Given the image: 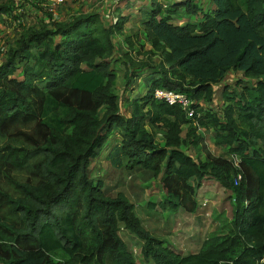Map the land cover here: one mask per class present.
I'll return each mask as SVG.
<instances>
[{"label": "trees", "instance_id": "obj_1", "mask_svg": "<svg viewBox=\"0 0 264 264\" xmlns=\"http://www.w3.org/2000/svg\"><path fill=\"white\" fill-rule=\"evenodd\" d=\"M140 1L147 2L141 30L130 36L126 18L106 23L89 12L55 22L37 6L47 23L23 31L3 53L0 264H137L120 225L142 242L146 263L264 264V0H210L205 11L195 0ZM14 8L0 0V14ZM116 37L129 50L121 56L124 90L135 81L144 86L124 102L112 69ZM232 73L248 81L225 87L221 106L207 108ZM156 89L186 95L194 115L155 99ZM114 130L120 141L108 158L159 179L161 211L194 214L204 178L229 192L230 221L219 222L198 252L175 251L144 227L122 193L109 197L90 178V163ZM200 131L212 132L239 170L215 156Z\"/></svg>", "mask_w": 264, "mask_h": 264}, {"label": "rangeland", "instance_id": "obj_2", "mask_svg": "<svg viewBox=\"0 0 264 264\" xmlns=\"http://www.w3.org/2000/svg\"><path fill=\"white\" fill-rule=\"evenodd\" d=\"M172 1L174 0H162V3L169 4ZM30 2L31 0L27 4L20 2L16 4L10 13L0 14V63L7 47L23 31L28 28L38 30L42 24L47 23L46 20L43 21V15L40 12L43 10L40 7L38 8L40 11L37 10L39 0H34V3ZM195 2L203 11L210 8V0H195ZM146 4L147 2L140 0H67L64 6L57 8L55 14L51 16V20L60 22L69 20L72 16L80 13L95 12L100 14L106 23H112L118 16L121 20L125 18L128 20L124 23L123 33L124 36H130L141 30L139 27V22L141 21L139 10ZM180 14L183 15L184 13L181 12ZM194 19V16L188 18L183 16L181 21H193ZM121 38L122 40L118 39V37L113 38L115 55L112 60V69L116 76V94L121 97V100H125L138 92L142 93L144 86H142V81H135L131 82L130 90H124L123 88L124 69L121 56L129 50L122 45L123 37ZM139 43L144 44L142 35L139 36ZM136 44L138 45V43ZM145 49L149 50V47L146 46ZM152 62H157L156 56L152 57ZM243 81L248 80L237 73L226 76L219 86L214 87L215 97L207 108L211 106L210 108L216 111L221 106L220 101L223 89L225 87L234 88L237 82L243 84ZM122 101L120 115L127 118L129 116L128 108ZM112 132L113 135L110 137L109 143L103 147L98 154L99 156L90 163V178L95 183L97 181L102 182L104 190H106L109 197L122 193L133 204L136 214L151 234L159 239L167 240L175 251L186 255L198 252L208 235L218 229L219 222L222 221L224 223V219L227 222L230 221L233 205L228 197L229 192L224 191L221 187L219 191L215 185L204 186V189L197 193L196 201H199L198 203L201 204L204 199L208 200L204 208L199 207L201 210L197 211L198 214L191 215L182 209L175 213L169 211L163 213L159 205L163 199L159 179L154 180L150 174L141 171L131 173L123 167H117L111 163L108 158L110 149L120 141L118 131L114 130ZM200 133L204 136L207 148L215 156L226 157L225 149L214 146L212 132L200 131ZM157 138L160 139V135ZM189 153L193 155L192 152ZM204 179L205 181L208 180L207 178ZM191 184H194V181ZM119 234L137 264H151V262H144L139 254L140 246L142 245L141 241L124 230L122 225H120Z\"/></svg>", "mask_w": 264, "mask_h": 264}, {"label": "built area", "instance_id": "obj_3", "mask_svg": "<svg viewBox=\"0 0 264 264\" xmlns=\"http://www.w3.org/2000/svg\"><path fill=\"white\" fill-rule=\"evenodd\" d=\"M28 1L29 0H13L15 6L20 2L27 4ZM66 1L67 0H39L37 6L40 7L44 12L54 15L57 8L63 6ZM31 2L34 3V0H31ZM113 22H115V20H113ZM154 98L158 101L166 103L167 105L179 106L183 111H186L189 118L194 115V110L191 108L193 102L184 94L174 93L164 89H156L154 91ZM229 160L231 161L233 166L237 170H239V159L235 156H230ZM241 179V173H238L235 178L234 185H237L241 181ZM205 205L206 201L201 204L202 207H204Z\"/></svg>", "mask_w": 264, "mask_h": 264}, {"label": "crops", "instance_id": "obj_4", "mask_svg": "<svg viewBox=\"0 0 264 264\" xmlns=\"http://www.w3.org/2000/svg\"><path fill=\"white\" fill-rule=\"evenodd\" d=\"M118 39H120V40H122V38L121 37H119ZM213 153V152H212ZM208 179V178H207ZM209 185H215L218 189H219V191H220V186L218 185V183L216 182V181H214V180H212V179H208V180H206L205 181V179H203L202 180V182H201V187L198 189V192L199 191H202L203 189H204V186H209ZM219 191L217 190V192L219 193ZM197 192V193H198ZM206 201V204H207V201L208 200H206V199H204L202 202H201V204L203 203V202H205ZM199 201H197V204H198V209H197V211H200L201 209L199 208V207H202L201 206V204L200 203H198ZM206 206V205H205ZM204 206V207H205ZM204 207H202V208H204ZM180 210V209H179ZM178 210V211H179ZM195 212L194 214H198V212ZM164 213V212H163ZM194 214H191V215H194Z\"/></svg>", "mask_w": 264, "mask_h": 264}]
</instances>
